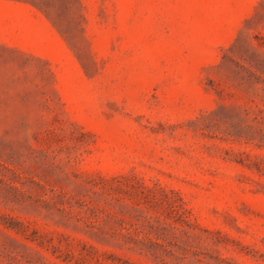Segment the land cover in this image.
I'll list each match as a JSON object with an SVG mask.
<instances>
[{"label":"rangeland","instance_id":"1","mask_svg":"<svg viewBox=\"0 0 264 264\" xmlns=\"http://www.w3.org/2000/svg\"><path fill=\"white\" fill-rule=\"evenodd\" d=\"M0 264H264V0H0Z\"/></svg>","mask_w":264,"mask_h":264}]
</instances>
